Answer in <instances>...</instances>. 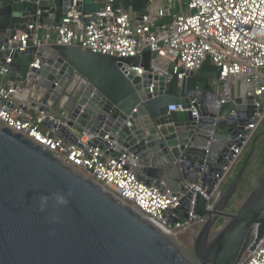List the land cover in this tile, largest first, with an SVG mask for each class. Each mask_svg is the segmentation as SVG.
<instances>
[{"label":"water","instance_id":"1","mask_svg":"<svg viewBox=\"0 0 264 264\" xmlns=\"http://www.w3.org/2000/svg\"><path fill=\"white\" fill-rule=\"evenodd\" d=\"M74 1L0 0V84L13 87L19 102L44 112L43 127L53 135L74 145L89 136L90 147L114 159L128 156L141 182L171 191L179 205L163 212L168 226L192 219L203 225L198 232L189 226L170 233L79 169L0 125V264H241L255 229L259 238L264 235V167L240 209L226 208L264 129L228 188L220 190L249 135V122L231 125L222 119L230 105L218 114L204 106L220 69L207 60L180 82L153 73L149 51L118 59L77 46L38 48L31 39L20 50L17 35L31 34V26L35 32L37 26L60 25ZM76 1L84 15L97 13L105 2ZM149 1L115 0L114 6L142 15ZM124 65L145 73L139 77ZM196 99L199 120L191 110ZM172 105L186 111L169 113ZM212 134L224 143L220 152L207 146Z\"/></svg>","mask_w":264,"mask_h":264},{"label":"built area","instance_id":"2","mask_svg":"<svg viewBox=\"0 0 264 264\" xmlns=\"http://www.w3.org/2000/svg\"><path fill=\"white\" fill-rule=\"evenodd\" d=\"M76 3L75 0L60 25L37 26L35 32L31 26V34H19L14 42H22L21 51L31 39L38 48L77 46L118 59L140 58L149 51L154 55L153 73L174 75L180 82L198 73L210 60L220 73L204 106L209 113L218 114L230 105L222 115L223 120L231 125L249 122L245 128L249 135L237 150L235 161L242 155L264 121V0H150L142 15L115 8V0H105L97 13L84 15ZM30 67L36 68L37 62ZM124 68L139 77L145 73L142 67L124 65ZM240 84L242 90L238 93ZM216 89L218 95H213ZM15 95L13 87L4 88L0 84L1 126L21 133L79 169L170 233H177L194 222L203 224L192 219L184 226H168L163 212L179 205V198L171 191H160L141 182L136 170L129 167L128 156L114 159L90 147L89 136H82L80 145H74L53 135L43 127L46 114L19 102ZM195 105L200 106L199 99L191 102L193 116L199 120ZM168 111L186 109L183 105H172ZM49 120H54L52 115ZM218 142V136L212 134L207 146L211 149ZM246 256L245 264H264V235L259 238L257 228Z\"/></svg>","mask_w":264,"mask_h":264},{"label":"rangeland","instance_id":"3","mask_svg":"<svg viewBox=\"0 0 264 264\" xmlns=\"http://www.w3.org/2000/svg\"><path fill=\"white\" fill-rule=\"evenodd\" d=\"M214 82L215 81H212L211 85H214ZM240 90H242L241 84L238 87V93H240ZM213 95H218L217 89L215 91H213ZM262 125H263L262 129H264V121H263ZM251 142L244 149L242 155L240 157H238V159L232 165L231 169L229 170V172L225 176L224 180L222 181V184L220 185V188H219L220 190H225L226 185L229 184L230 182H232L233 178L237 174V169H240V164H241V162H242V160L244 158L245 153L249 149V147L251 145ZM263 167H264V157L262 158L260 156V153H258L256 155V157L254 158V160H253L251 168L249 169V174L246 175L245 179L243 180V183L241 184V186L239 185V187H238L237 191L235 192L234 196L232 197V199L228 203L227 208H226L227 212L236 213L240 209V207L247 200V198L249 197L251 191L255 187V185L257 183V180H258V178H259V176H260V174H261V172L263 170ZM216 203H217L216 199H213L211 201L212 205H216ZM219 224L221 226L223 224V221L221 220L219 222ZM202 225L203 224H201V223L196 224L194 222V223H192L191 227H192L193 230L198 232V228H200ZM246 258H247V256L244 258V260L242 261L241 264H245Z\"/></svg>","mask_w":264,"mask_h":264},{"label":"trees","instance_id":"4","mask_svg":"<svg viewBox=\"0 0 264 264\" xmlns=\"http://www.w3.org/2000/svg\"><path fill=\"white\" fill-rule=\"evenodd\" d=\"M262 128H263V125H261V127H260L259 131L257 132V134L263 130ZM222 132H223V131H220L219 134H221ZM249 149H250V147H249ZM249 149H248L247 152L245 153L244 158H243V160H242V162H241V164H240V167H241V165L243 164V162H244V160H245V158H246V156H247V154H248ZM258 153H260V156H261L262 158L264 157V137H263V138L259 141V143H258L257 151H256V153H255V155H254V157H253V159H252V161H251V163H250V165H249V168L247 169L246 173H245L244 176H243V179H242V181H241V183H240V186H241V184L243 183V180L245 179L246 175L249 174V169L251 168L252 163H253V160H254V158L256 157V155H257ZM238 171H239V169H237V172H238ZM260 175H261V174H260ZM259 177H260V176H259ZM258 179H259V178H258ZM257 181H258V180H257ZM230 183H231V182H230ZM230 183L226 185L225 189L228 188V186L230 185ZM218 226H220V224H219Z\"/></svg>","mask_w":264,"mask_h":264},{"label":"crops","instance_id":"5","mask_svg":"<svg viewBox=\"0 0 264 264\" xmlns=\"http://www.w3.org/2000/svg\"><path fill=\"white\" fill-rule=\"evenodd\" d=\"M56 25H54L53 27H55ZM36 112H34V111H32V115L33 116H36ZM209 126V125H208ZM208 126H204L203 127V129H202V132L204 133V134H207L208 132H209V127ZM218 133V132H217ZM218 136H219V138H220V140H221V135L220 134H218ZM219 140V142L217 143V144H215V146L213 147L214 148V151H216V152H220L221 150H222V148H223V146H224V143L223 142H221ZM198 142H201V141H198Z\"/></svg>","mask_w":264,"mask_h":264}]
</instances>
